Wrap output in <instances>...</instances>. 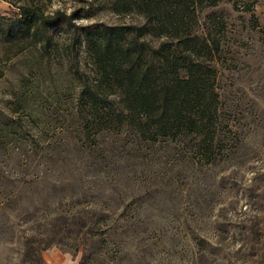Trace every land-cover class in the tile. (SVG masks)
Here are the masks:
<instances>
[{
    "label": "trees",
    "instance_id": "obj_1",
    "mask_svg": "<svg viewBox=\"0 0 264 264\" xmlns=\"http://www.w3.org/2000/svg\"><path fill=\"white\" fill-rule=\"evenodd\" d=\"M112 1L115 12L135 5L146 16L144 24H100L84 30L87 55L95 67L93 80L80 83L66 124L49 135L51 140L43 136L49 130L41 127L24 148L26 157H44L46 165L40 169V159L34 166L25 165L20 176L30 174L32 167L35 179L0 174V235L11 228L12 212L20 208L18 212L28 214L20 205L29 198L26 192L39 188L43 178L38 175L60 177L47 180L44 190L69 191L47 193L51 198L37 195L31 205L40 203L45 213L39 219L30 213L29 220L21 221L22 251H36L41 259L37 264H43L41 252L51 244L73 256L79 253L78 264H125L130 256L121 255L122 246L130 240H147L145 264H153L148 259L162 236V220L173 219L174 212L166 214L145 189L168 184L175 194L174 184L239 152L242 137L236 123L228 121L220 85L224 24L210 19L200 29L196 15L197 8L222 0ZM237 1L254 15V2ZM17 8L1 16L0 36L10 42L34 37L45 45L49 26L55 27L61 14L44 15L27 2ZM149 28L159 39L153 47L141 39ZM19 119L0 115V152L5 153L3 139L21 138ZM59 134L73 145L66 162L52 159L62 151L55 146ZM35 140L41 144H33ZM14 148L8 154L16 153ZM83 155L92 158L89 165L78 162ZM106 167L112 175L105 173ZM149 167L153 172L146 173ZM139 178L146 188L138 187L137 193L129 185L119 190L115 186L123 179L134 185ZM139 258L129 263L142 264Z\"/></svg>",
    "mask_w": 264,
    "mask_h": 264
},
{
    "label": "rangeland",
    "instance_id": "obj_2",
    "mask_svg": "<svg viewBox=\"0 0 264 264\" xmlns=\"http://www.w3.org/2000/svg\"><path fill=\"white\" fill-rule=\"evenodd\" d=\"M235 1L222 0L215 6H202L196 9V15L200 29L206 28L210 19L224 24L220 85L224 88L228 121L236 123L242 137L239 152L210 166L204 173L174 184L175 194L168 184L157 183L155 191L145 189L146 194L156 198L157 206L167 211L166 214L174 212L173 219L162 220V236L153 248L154 255L148 259L153 264H264V0H247L254 2V15ZM26 2L44 15H61L55 27L49 26L45 45L34 37L10 42L0 36V115L18 116L22 125L21 138H5L1 142L5 153L0 152V174L13 180L20 176L25 165L34 166L36 159L42 161L39 166L43 169L46 159L38 155L36 159L35 156L26 157L24 148L29 147L32 134L40 132L41 127L49 130L44 132L48 135L43 136L51 140L49 135L66 124L64 119L69 118L67 112L80 83L94 78L95 67L87 55L84 30L100 24L142 26L146 20L135 5L126 11L115 12L112 0H0V21L4 19L1 16L5 10H18L17 6ZM144 32L141 39L153 47L159 41L154 30L149 28ZM36 108L41 110L38 112ZM56 143L62 151L59 158L53 156L52 159L66 162L65 154L69 148L73 150L72 143L61 134ZM33 144L41 143L35 140ZM11 148L16 153L8 154ZM86 156L83 155L86 161L78 157V162L89 165L92 158ZM109 168L106 167L105 173L112 175ZM121 169L126 170V167L119 166L118 170ZM147 169L146 173L153 172L150 167ZM33 170L31 167L30 174L20 177L35 179V175H31ZM88 173L93 172L88 170ZM44 176L38 175L43 178L38 179L41 181L39 188L26 192L29 198L20 205L28 214L18 212L20 208L12 212L11 228L5 235H0V264H37L41 261L36 251L29 255L22 251L20 230L25 224L21 221L29 220L30 213L38 219L45 213L40 203L35 207L31 205L37 195L69 193L62 189L44 190L47 180L60 178ZM123 181V184L115 185L117 190L129 185L130 190L137 193L138 187L146 188L142 178L133 180L134 185L127 179ZM98 186L103 188L102 184ZM170 195L173 198L166 200ZM146 243L147 240L141 243L130 240L122 246L121 255L128 253L129 261L133 262L140 257L145 264ZM52 247L69 253L78 264L79 253L73 256L55 244L41 252L42 259L43 252ZM129 261L123 260L125 264H130Z\"/></svg>",
    "mask_w": 264,
    "mask_h": 264
},
{
    "label": "crops",
    "instance_id": "obj_3",
    "mask_svg": "<svg viewBox=\"0 0 264 264\" xmlns=\"http://www.w3.org/2000/svg\"><path fill=\"white\" fill-rule=\"evenodd\" d=\"M43 264H76V258L52 247L43 252Z\"/></svg>",
    "mask_w": 264,
    "mask_h": 264
}]
</instances>
